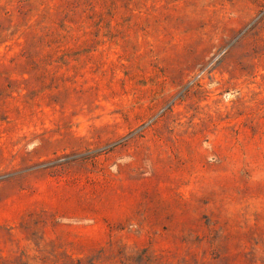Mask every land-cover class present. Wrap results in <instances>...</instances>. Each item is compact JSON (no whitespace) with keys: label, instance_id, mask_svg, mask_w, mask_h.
Returning <instances> with one entry per match:
<instances>
[{"label":"rangeland","instance_id":"1","mask_svg":"<svg viewBox=\"0 0 264 264\" xmlns=\"http://www.w3.org/2000/svg\"><path fill=\"white\" fill-rule=\"evenodd\" d=\"M0 264H264V0H0Z\"/></svg>","mask_w":264,"mask_h":264}]
</instances>
